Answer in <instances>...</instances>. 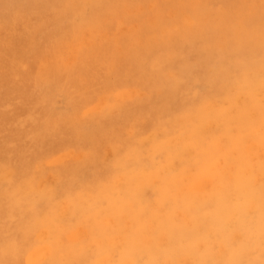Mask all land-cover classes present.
<instances>
[{"label":"rangeland","instance_id":"374dc122","mask_svg":"<svg viewBox=\"0 0 264 264\" xmlns=\"http://www.w3.org/2000/svg\"><path fill=\"white\" fill-rule=\"evenodd\" d=\"M263 59L264 0H0V264H264ZM151 110L184 160L122 170Z\"/></svg>","mask_w":264,"mask_h":264},{"label":"bare ground","instance_id":"6f19581e","mask_svg":"<svg viewBox=\"0 0 264 264\" xmlns=\"http://www.w3.org/2000/svg\"><path fill=\"white\" fill-rule=\"evenodd\" d=\"M264 60V59H263ZM171 75V74H170ZM173 77V76H172ZM255 81V80H254ZM242 82H243V84H241V83H239L238 84V86H237V89H239V91H243V89L245 88L247 91H249V92H251L252 91V84H250L251 83V80H250V83L248 82V80L247 79H242ZM253 82V81H252ZM123 87V86H122ZM136 88V87H135ZM123 89V88H122ZM179 89V88H178ZM173 90V89H172ZM172 90H170L169 91V95L170 96H172L173 94H172ZM118 91V90H117ZM134 91V90H133ZM247 91H245V92H247ZM248 93V92H247ZM123 94V93H122ZM132 94H133V92H132ZM113 94H111V96H112ZM134 95V94H133ZM132 95V96H133ZM136 95V94H135ZM134 95V96H135ZM108 96H109V94H108ZM114 96H115V94H114ZM133 96V97H134ZM130 97V96H129ZM128 97V98H129ZM142 97V96H141ZM116 99H117V97H116ZM133 100V99H132ZM76 101H78L79 102V100H76ZM115 102V101H114ZM127 102V101H126ZM133 102V101H132ZM130 103V102H129ZM137 103V102H136ZM139 103V102H138ZM137 103V105H139ZM142 103V102H141ZM118 103H116V105H117ZM123 104V103H122ZM124 104H126V103H124ZM132 104V103H131ZM127 105V104H126ZM119 106H120V104H119ZM118 105H117V107H119ZM124 106V105H123ZM122 106V107H123ZM113 107H115V106H113ZM121 107V108H122ZM116 108V107H115ZM121 108H119V109H121ZM124 108V107H123ZM122 108V109H123ZM126 108V107H125ZM186 109H187V107L185 108V111H186ZM120 113V112H119ZM124 113V112H123ZM161 114H159V115H157V112L155 111V110H151L150 112H149V114L148 115H145L144 116V119H145V121H146V126L145 127H142V128H139L138 129V133H137V139L134 141V142H132V143H125L124 145H123V147H122V152L120 153V155H119V157H118V162H119V165H120V168L122 169V170H126V168L127 169H134V170H136V171H138V172H140L141 171V169L143 168V166H145L144 164L147 162V161H150V162H152V159L154 158V156H153V150H156V151H158V152H161L163 155H165L166 156V158H168L167 160L169 161V163L171 162V163H176V162H181L182 160H184L183 158L185 157L184 156V154H183V151H181L182 153L180 154V153H175V152H170L168 149L166 150V147L164 146V145H162L161 144V142L160 143H155L153 146H152V148H151V150H149V152H148V154L147 155H144L143 153H142V151H145V149H143L144 148V139H147V140H152L153 138H154V136L152 135L153 134V132L154 131H156L158 128H161V129H163L165 132L167 131L168 132V129L167 128H165V126H164V120H161L162 119V117L160 116ZM95 116V115H94ZM97 116V115H96ZM100 116V115H99ZM102 116V115H101ZM102 118V117H101ZM99 119H100V117H99ZM104 119H107V118H105L104 117ZM110 119V118H109ZM112 119H113V117H112ZM117 119V118H116ZM197 119L200 121L201 119L198 117V115H197ZM102 120V119H101ZM63 121V120H62ZM95 121V120H94ZM96 122H97V119H96ZM55 123V122H54ZM63 123H64V121H63ZM108 123V122H107ZM114 123H115V121H114ZM117 123V122H116ZM197 123H199V122H197ZM65 124H66V122H65ZM72 124H74V123H72ZM102 124V123H101ZM111 124V123H110ZM147 124H149L148 125V127H147ZM75 125H76V123H75ZM112 125V124H111ZM115 125V124H114ZM113 125V126H114ZM117 125V124H116ZM60 126V125H59ZM71 126H73V125H71ZM104 126V125H103ZM102 127V126H101ZM104 127H106V126H104ZM115 127V126H114ZM70 128V127H69ZM112 128V127H111ZM186 128V130H188V131H191V132H197L198 131V129H199V127H196V126H192V127H185ZM59 129H60V127H59ZM65 129V128H64ZM74 129V128H73ZM109 129H110V125H109ZM108 129V130H109ZM114 129V128H113ZM56 130V129H55ZM105 130V129H104ZM111 130V129H110ZM179 130V129H178ZM64 130H58L57 129V131H56V136L55 135H52V134H48V141L49 142H54L55 140H56V138H58V137H61L62 138V136H63V134H64V132H63ZM65 131H67V130H65ZM80 131V130H79ZM99 131H100V129H99ZM72 132H73V130H72ZM177 132V131H176ZM67 133V132H66ZM100 133V132H99ZM111 133V132H110ZM171 134H175V128L170 132ZM82 134V133H81ZM195 135H196V133H194ZM211 134H213L212 132H211ZM71 135V134H70ZM72 137L73 136H80L79 135V133H76L75 131H74V133H73V135H71ZM99 136V135H98ZM66 137H68V136H66ZM94 137V136H93ZM100 137V136H99ZM115 137V136H114ZM71 138V137H70ZM81 138V137H80ZM104 138V137H103ZM164 138H168V136H166V135H164ZM224 138V137H223ZM87 139V137L85 136V137H83V141L84 140H86ZM105 139V138H104ZM113 139H115V138H113ZM226 139V138H225ZM72 140V139H71ZM95 141V140H94ZM100 141V140H99ZM112 141V140H111ZM154 141V140H153ZM153 141H152V143H153ZM87 142V141H86ZM90 142V141H89ZM88 143V142H87ZM97 143V142H96ZM102 143V142H101ZM76 144V143H75ZM186 144H188V143H186ZM90 145V144H89ZM96 145V144H95ZM195 145H197V143L195 144ZM80 146V145H79ZM81 146H82V144H81ZM80 146V147H81ZM91 146V145H90ZM89 146V147H90ZM93 146V145H92ZM190 146H192V144L190 143ZM222 146V145H221ZM94 147V146H93ZM185 146H183L182 148H184ZM223 147V146H222ZM87 148V147H86ZM191 148H193V146L191 147ZM97 149V148H96ZM96 149H95V147H94V150L96 151ZM187 149V151H188V149H190V147H187L186 148ZM196 149V148H195ZM221 150V149H220ZM95 151H94V153H95ZM186 151V150H185ZM185 151H184V153H185ZM191 152V151H190ZM117 153V152H116ZM97 154V153H96ZM186 154V153H185ZM195 154H196V152H195ZM213 154H214V152H213ZM257 154V153H256ZM62 156V155H61ZM194 156H196V155H194ZM193 157V156H192ZM210 157V156H209ZM212 157V156H211ZM230 157V156H229ZM257 157V156H256ZM214 158V157H213ZM62 159H64V158H62ZM59 160V159H58ZM188 160V159H187ZM209 160H211V158L210 159H208L206 162H205V166H207L206 165V163L208 164V163H210L209 162ZM62 161V160H61ZM263 162V161H262ZM57 163V162H56ZM63 163V162H62ZM61 163V164H62ZM218 163V162H217ZM118 164V163H117ZM220 163H218V165H219ZM66 165V164H65ZM152 165V164H151ZM151 165H149V166H147V168H152L153 166H151ZM209 165V164H208ZM264 165V164H263ZM62 166H64V165H62ZM68 166H69V164H68ZM72 166V165H71ZM75 166V165H74ZM216 167H217V165H216ZM68 168V167H67ZM198 168V167H197ZM202 168V167H201ZM119 169V168H118ZM68 170V169H67ZM256 171V170H255ZM264 171V170H263ZM65 173H60V176H62L63 178L61 179V184H62V186H63V190H64V192L65 193H67V197L68 198H72V197H75V196H73V192H75L76 190H73L74 188H73V186L72 185H70V184H68L69 183V179L68 178H66L65 176H67V174L69 173V170L68 171H64ZM73 172V171H72ZM183 172H185L184 170H183ZM182 172V173H183ZM262 172V171H261ZM225 174V173H224ZM233 174V173H232ZM260 174V173H259ZM187 175V174H186ZM189 176V175H188ZM222 176V175H221ZM233 176V175H232ZM262 176V175H261ZM56 177V176H55ZM79 177V176H78ZM187 177V176H186ZM217 177V176H216ZM223 177V176H222ZM222 177H220V179L222 178ZM254 177H256V175L254 176ZM123 178V177H122ZM183 178H184V176L182 177V180H183ZM262 177H260V179H261ZM30 179V178H29ZM256 179V178H255ZM214 180V179H213ZM218 180V179H217ZM216 180V181H217ZM221 180H223V179H221ZM219 181V180H218ZM217 181V182H218ZM235 181V180H234ZM256 181V180H255ZM255 181L253 182V183H255ZM216 182V183H217ZM225 182V181H224ZM262 182V181H261ZM181 183V182H180ZM258 183L260 184V182L258 181ZM264 183V182H263ZM78 184H83V183H81V182H79ZM9 185V184H8ZM8 185H7V187H8ZM31 185H33V184H31ZM30 185V186H31ZM99 184L97 183V184H95V186H98ZM224 185V184H223ZM29 186V185H28ZM77 186V185H76ZM184 186H187V184L186 185H183V187ZM262 186H264V185H262ZM78 187V186H77ZM214 187V186H213ZM216 187V186H215ZM218 187V186H217ZM224 187H225V185H224ZM33 188V187H32ZM50 188V187H49ZM76 188V187H75ZM82 188V187H81ZM96 188H98V187H96ZM126 188V187H125ZM128 188V187H127ZM254 188V187H253ZM17 189V188H16ZM130 189V188H129ZM128 189V190H129ZM263 189V188H262ZM261 189V190H262ZM34 190V189H33ZM48 190V189H47ZM62 190V191H63ZM210 190V189H209ZM215 190V189H214ZM31 191V190H30ZM46 191V190H45ZM125 191H126V189H125ZM211 191V190H210ZM216 192L218 191V190H215ZM264 191V190H263ZM52 192V191H51ZM208 192V191H207ZM219 192V191H218ZM32 193H34L33 191H32ZM77 193V192H76ZM76 193H74V194H76ZM85 193V192H84ZM122 193V192H121ZM191 193V192H190ZM211 193H212V191H211ZM214 193V192H213ZM52 194V193H51ZM77 194H79V192L77 193ZM217 194V193H216ZM215 194V195H216ZM261 194H263V192L261 193ZM214 195V194H213ZM219 195V194H218ZM10 196V195H9ZM78 196V195H77ZM82 196V195H81ZM12 196H10V197H8V198H11ZM39 197H40V195H39ZM81 198V197H80ZM192 198V197H191ZM207 198V197H206ZM210 198H211V196H210ZM12 199V198H11ZM10 199V200H11ZM41 199L42 200H44V199H47V203L51 206V213H45V212H43L44 210H42V205L43 204H41L40 203V201L41 200H39V201H37L38 202V204H37V206L35 205V206H30L29 207V209L26 211V212H23V216H22V224L21 225H19L20 227H19V229H18V231L17 232H20V233H22V236H25L26 234H28L36 225L38 226H41L45 221H47L48 220V222H54L56 225H60V223H62L63 222V219H62V217L61 216H59V215H57V212L58 211H56V206H54V198L52 197V196H49V193L47 192V193H44V192H42V194H41ZM115 199V198H114ZM194 200V199H193ZM252 200V199H251ZM6 201V200H5ZM106 201V200H105ZM111 201V200H110ZM109 201V202H110ZM117 201V200H116ZM192 201V200H191ZM21 202H23V201H21ZM34 202H36V201H34ZM82 203H83V200L81 201ZM228 202V201H227ZM3 203V202H2ZM9 203H11V202H9ZM78 203H80V202H78ZM77 203V204H78ZM256 203V202H255ZM13 204V203H12ZM23 205H25V204H23ZM48 205V206H49ZM82 205V204H81ZM84 205V204H83ZM102 205H103V203H102ZM254 205V204H253ZM11 206V205H10ZM13 206V205H12ZM20 206H22V205H20ZM26 206V205H25ZM47 206V207H48ZM255 206V205H254ZM253 206V207H254ZM23 207V206H22ZM27 207V206H26ZM74 207V206H73ZM250 207V206H249ZM252 207V208H253ZM45 208V207H44ZM71 208H72V206H71ZM0 209H1V207H0ZM20 209V208H19ZM18 209V210H19ZM22 209V208H21ZM73 209V208H72ZM71 209V210H72ZM18 210H16L17 212H18ZM24 210V208L22 209V211ZM49 210V211H50ZM114 210V209H113ZM127 210V209H126ZM68 211V210H67ZM4 212V211H3ZM13 212H14V210H13ZM16 212V213H17ZM30 212H32V214L33 215H35L36 216V222H30V221H27L26 220V216L30 213ZM47 212V211H46ZM233 212V211H232ZM68 213V212H67ZM250 213V212H249ZM253 213V212H252ZM59 214V213H58ZM62 214V213H61ZM257 214V213H256ZM7 215V214H6ZM14 215H15V213H14ZM8 216V215H7ZM20 216V215H19ZM19 216H18V220L20 221V219H19ZM252 216V215H251ZM9 217V216H8ZM12 216H10V218H11ZM14 217V216H13ZM15 217H16V215H15ZM241 216L239 215V218H240ZM64 218H66V217H64ZM236 218V217H235ZM249 218V217H248ZM237 219V218H236ZM246 219V218H245ZM18 221V222H19ZM246 221V220H245ZM17 222V223H18ZM88 222V221H87ZM20 223V222H19ZM232 225H233V223H231ZM7 227H9V226H7ZM88 227V226H87ZM232 227V226H231ZM60 228V227H59ZM67 228V227H66ZM66 228H64V229H66ZM54 229H56V228H54ZM61 229V228H60ZM254 230H255V228H253ZM59 230V229H58ZM231 230H232V228H231ZM7 231V230H6ZM228 231H229V229H228ZM243 232V231H242ZM62 233H63V231H62ZM66 233V232H65ZM240 233H241V231H240ZM18 234V233H17ZM84 235V234H83ZM82 235V236H83ZM240 235V234H239ZM254 235V234H253ZM252 235V236H253ZM43 236V235H42ZM103 236V235H102ZM243 237H244V235H242ZM262 237V236H261ZM248 238V237H247ZM247 238H244V239H246L247 240ZM240 239H241V237H240ZM250 239V238H249ZM239 240V239H238ZM254 240V239H253ZM263 240V239H262ZM232 241V240H231ZM239 241H241V240H239ZM260 241V240H259ZM34 242V241H33ZM238 242V241H237ZM30 243V242H29ZM224 244V243H223ZM239 244V243H238ZM235 245V244H234ZM254 245V244H253ZM263 245V244H262ZM223 246V245H222ZM216 248H218V247H216ZM252 248H253V246H252ZM79 249V248H78ZM254 249V248H253ZM252 249V250H253ZM221 250H222V248H221ZM223 251V250H222ZM228 251V250H227ZM255 251V250H254ZM39 253H41V252H39ZM223 252H221V254H222ZM224 253H226V252H224ZM223 253V254H224ZM37 254V253H36ZM35 254V255H36ZM58 254V253H57ZM215 254V253H214ZM222 254V255H223ZM227 255V254H226ZM246 255V254H245ZM262 255V254H261ZM38 256H41V255H38ZM63 257V256H62ZM222 257V256H221ZM248 257H249V255H248ZM251 257V256H250ZM263 257H264V255H263ZM258 258V257H257ZM262 258V257H261ZM41 259V258H40ZM45 259H47V258H45ZM245 259H248V258H245ZM250 259V258H249ZM57 260V259H56ZM223 260V259H222ZM34 261V260H33ZM37 261V260H36ZM39 261V260H38ZM43 261H44V259H43ZM63 261V260H62ZM221 261V260H220ZM248 261V260H247ZM246 261V262H247ZM253 261V260H252ZM256 261V260H255ZM58 262V261H57ZM161 262V261H160ZM258 262V261H257ZM222 263V262H221ZM39 264V263H38ZM49 264V263H48ZM216 264V263H215ZM220 264V263H219ZM259 264H260V262H259Z\"/></svg>","mask_w":264,"mask_h":264}]
</instances>
